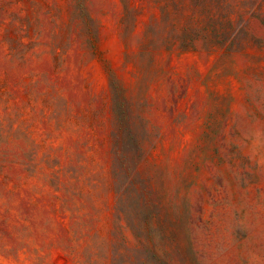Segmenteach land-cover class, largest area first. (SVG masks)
Segmentation results:
<instances>
[{"label": "rangeland", "instance_id": "obj_1", "mask_svg": "<svg viewBox=\"0 0 264 264\" xmlns=\"http://www.w3.org/2000/svg\"><path fill=\"white\" fill-rule=\"evenodd\" d=\"M0 264H264V0H0Z\"/></svg>", "mask_w": 264, "mask_h": 264}]
</instances>
